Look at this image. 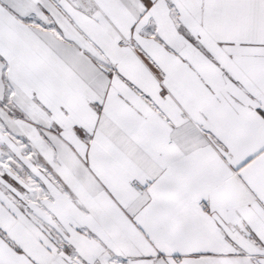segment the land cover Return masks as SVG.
Segmentation results:
<instances>
[{
	"label": "snow or ice",
	"instance_id": "6c2138e0",
	"mask_svg": "<svg viewBox=\"0 0 264 264\" xmlns=\"http://www.w3.org/2000/svg\"><path fill=\"white\" fill-rule=\"evenodd\" d=\"M0 264H264V0H0Z\"/></svg>",
	"mask_w": 264,
	"mask_h": 264
}]
</instances>
